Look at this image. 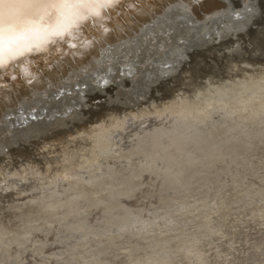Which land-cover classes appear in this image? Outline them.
Wrapping results in <instances>:
<instances>
[{
  "label": "bare ground",
  "instance_id": "obj_1",
  "mask_svg": "<svg viewBox=\"0 0 264 264\" xmlns=\"http://www.w3.org/2000/svg\"><path fill=\"white\" fill-rule=\"evenodd\" d=\"M212 1L213 7L219 6L216 9L223 10L222 14L214 17L208 16V13L214 11L210 10L197 16L194 6L198 0H183L189 8L188 12L173 8L172 11L165 12L163 17L159 15L160 10L167 8L169 3H175L176 0H143L137 5L138 10L129 9L128 4L125 3L116 10L109 9L107 13L100 10L102 18L93 17L90 19L82 33L76 32L75 26H73L74 36L68 37L64 41L51 35L63 23L59 13L26 10L25 20L34 18L38 24L31 29L28 27L20 29L23 34L20 46L21 49L31 47L33 51H25L23 55L18 56L15 60H10L6 67L0 70V85H3L0 87V97H2L0 99V149H10L13 146L21 145L22 142L36 141L46 133L59 134L66 130L70 131L72 124L75 125L79 120L88 118L81 108L85 105L86 94L96 89H102L106 84L111 83L114 84L113 88H121L119 95L130 97V94L133 96L134 93L139 96L138 98L134 96L136 97H133L134 100H139L144 98L147 93L153 94V85H157L159 88L163 86V81L169 82L171 77L176 75L184 65L188 68L190 65L193 66L192 70H187L188 74L189 72L195 74L200 69V64L206 62H208V68L213 71L215 66L217 68L219 60L215 61L217 63L210 61V55H207V52L199 51L207 50L212 45L215 46L217 44L215 42L221 45L230 39V42L223 45L224 49H222L228 58L244 54H256L259 57L264 54L262 46L264 32L258 34L254 29V26L259 27L261 23H264V1L228 0V3L222 4L216 3L214 0H207L206 4H210ZM245 3L256 9L255 15L245 11ZM150 8L156 12V15H153ZM236 12H239L240 15H235ZM164 17L171 21L170 27L166 25L171 35H165L162 29L156 27V23ZM93 21H95L94 27L92 26ZM102 26L114 30L111 34L106 35L102 32ZM49 40H56V43H49ZM85 40L91 44L90 47L83 46ZM71 44H76L77 47L72 48ZM25 66L34 73V79L24 77ZM14 76L15 80L12 79ZM195 77L193 75L194 81ZM180 83L179 85L182 86ZM115 95L118 96L117 93ZM115 95L113 94L112 98ZM195 98H190L188 102L179 105V108L170 111V113L166 110L155 113L154 115L158 114L155 116V123L152 126L150 124L151 127L147 129H140L135 134L131 132L133 136L130 135V137L132 136L131 141L125 148H122L124 143L120 145L118 142L120 138L117 136L122 134L121 130L124 128L126 114L119 115V118L115 116L117 124L106 125L107 123L99 122L93 136L94 145L106 142L114 144L116 147L115 150L112 149L102 155L105 164L100 161L103 164L90 167L84 172L72 168L64 174L62 179L56 180L57 178H55L50 181V185L40 182L37 179L39 175L36 178L30 175V179L33 178L31 181L20 183L24 193L28 194V200L15 202V199H10L5 205L0 206V252L11 242H16L17 245L24 244L27 235L33 232L36 225L40 226L38 224L41 221L43 222L40 223V227L46 229L53 219L62 220L61 223H67L70 218L76 219L83 212L82 205L86 208H95L98 204L107 202V206L103 205L112 209L111 213L113 209L118 208L112 200L132 191L135 182L144 173L152 172L160 177L162 190H172L175 194L165 201V206H162V208L165 207V211L163 210L165 213L160 218L164 220L163 232L165 234L161 238L153 237L148 240L164 243L163 240L166 239L168 242L157 250L154 246V251L151 253V250L147 249L150 243L141 239H133L138 230H142V226L134 227L137 228V232H129L128 229L131 226L126 223L128 220L118 219L114 220L119 228L117 234L109 235L105 239H98L99 241L95 239L98 245L101 244L96 247V250H87L85 248L86 241H79L78 245L71 250L74 260L79 263L80 260L85 259L87 260L84 262L85 264H212L211 262L222 264L227 262L230 248L226 245L222 251H218L214 241L222 236L225 229L230 228L234 232L240 233L244 223L256 221L257 210L254 208L255 206L251 205V202L249 203L251 207H248V210L244 209L245 211L238 212L230 218L226 215L227 211L224 210L221 213V220H218L217 216L219 222L217 226H211L212 228L205 229L202 234L193 236L191 239H183L185 235L183 230L171 232L170 228L174 223L183 221L184 213L195 209L196 204L189 200L190 194L195 191L189 189V186L197 180L198 182L203 180L216 162L219 164L226 162L225 165L243 164L248 159L244 155L247 150H261L264 147V99L262 97L263 100L257 101L258 103H250L251 100L240 101L241 103L236 107L239 113H236V109L230 111L228 109V111H215L214 107L212 110L207 109L208 107L203 109L206 105L204 103L203 105L194 104ZM119 100L118 98L117 101ZM198 111H202L199 113L200 115L197 114ZM113 127H119L120 132H118L121 134L118 135L117 131H114L116 128ZM78 133V129L76 133L73 132L74 135H78ZM128 133L126 134L128 135ZM228 133L231 136H227ZM114 136L117 137V141L114 140L116 138ZM35 149L34 152H36ZM75 154V150L65 152L63 158L71 160ZM1 161L3 160L1 159ZM0 163L2 164V162ZM249 165L255 167L251 162ZM15 174L17 175V172L13 171L12 175ZM8 178L9 176H3L1 179L5 188L10 186ZM1 186L0 184L2 189ZM234 199H237L236 196H232L230 201ZM211 220L210 218L199 219L197 224L200 227H205L210 225ZM256 225L252 224L250 227H256ZM255 230L251 229L250 233H255L253 232ZM257 233L259 232L257 231ZM234 236L236 237V235ZM252 238L254 239V237H250V244L248 243L249 248L244 245L247 248H244L247 250V254H244L248 255V258L250 255L248 250L257 245L255 244L256 240L254 239V241ZM189 240L196 242L192 245ZM262 242L264 243L261 241L258 245L260 246ZM223 245L222 247H224ZM122 247L127 249L126 253L124 250V253L121 251ZM237 247L239 248V245ZM256 254L258 253L256 252ZM130 255L135 256L136 261L132 257L133 262L129 261L130 258H126ZM245 255L243 258L241 257L242 261L246 260L247 256ZM240 256L242 255H239V260ZM98 257L103 258L104 261L99 262L102 259L95 260ZM202 257H206V260L201 261ZM1 260L5 262L6 257Z\"/></svg>",
  "mask_w": 264,
  "mask_h": 264
},
{
  "label": "rangeland",
  "instance_id": "obj_2",
  "mask_svg": "<svg viewBox=\"0 0 264 264\" xmlns=\"http://www.w3.org/2000/svg\"><path fill=\"white\" fill-rule=\"evenodd\" d=\"M206 1L207 0H203V3L197 2L196 5L194 6L195 13L197 16H200L201 13L202 14L207 13L210 10H215L216 8L219 7V6L213 7L214 6L213 1L212 3H210L211 5L209 3L206 4ZM214 2L220 3L219 0H214ZM261 28L264 29V23H261L259 27L254 26V29L255 31H257L258 34L264 32V30ZM228 42H230V39L228 41H224V43H221V45L218 42H215L217 43V44L214 43L215 46L212 45L211 47L207 48V50L203 49L204 51L203 50L199 51V52H207V55H210L209 56L210 61L215 62L219 60V64L215 62L217 63V68L215 66V68L212 69L213 71H211V69L208 68L207 66L208 62H206L205 64L204 63L200 64L201 67L200 69H198V71L195 74H192L190 72L188 74L187 70H192L193 66L190 65L188 68V66L184 65L183 67H181L182 69H179L176 75L171 77V80L169 82L167 80L163 81L162 82L163 86L159 87L160 89L158 88L157 85H153L154 86L152 87L153 94L149 95L150 97L147 96L144 99V101H140L136 99L134 100V98L139 97L134 93L133 96L130 94V97L119 95L121 88L118 87L113 88L114 84L111 83L106 84V86L103 87L102 89H96L95 91L86 94L84 100L85 105H83L81 108L86 114V116L88 115L87 117L89 119L87 118L86 120H79L77 124L75 125L72 124V127H70L71 129L70 131L66 130L59 134L46 133L44 136L40 137L36 141L22 142L21 145L13 146L10 149L9 148L0 149V162H2V164L0 163V172H2L0 173L1 174L0 184L2 185L1 186L2 189L0 188L1 189L0 206L5 205L6 202H8L10 199H15V202H25L26 200H28V196H27L28 194L26 195L24 193L21 184L25 183L24 181L27 182L31 181L33 178H36V176L38 175L39 176L37 177V179L40 182L45 183L46 185L47 184L50 185L51 183L50 181L55 180V178H57L56 180L62 179V177H64V174H66L72 168L73 169L77 168L78 171L84 172L90 167L98 166L101 163L100 161H102L105 164V162L102 159V155L106 154L105 152H109L112 149L115 150L116 147L114 144L111 143L107 144L106 142L101 145H94L93 136L96 133L95 130L98 127L99 122H102V124L107 123L106 125L114 124V123L117 124V121H115L117 120L116 117L119 118L123 113L124 115L126 114L125 122L123 125L124 130L123 129L121 130L122 134L119 133L120 132L118 130L119 127H113L116 128V130L114 131H117L116 133H118V135L121 134L120 136L117 135L116 136L120 138V141L118 140L120 145L124 143L122 145V148H125L129 145L131 141V138L133 136L132 133L135 134L137 131H139L142 128L147 129L155 123L156 120L155 116L158 115V114L154 115L155 113H159L163 110H166L167 112L170 113V111L172 112V110L179 108V105L183 104L184 102H188V100L192 97H196L194 104L203 105L204 103V105L206 106H204L203 109L205 107L206 108L208 107L207 109L212 110L214 107L213 110L215 111H222V110L230 111L235 109L237 110L236 107H238V104L241 103L240 101L243 102L245 100L247 101L251 100L250 103L251 102L256 103L257 101L261 102L264 99V54L259 55V57L256 54L255 55L244 54L241 56L234 55V57L228 58L227 55L224 54L222 51V49H224L223 45H226ZM262 46L264 47V43ZM226 59L228 62L226 61ZM191 74L192 77H190ZM193 75L196 76L195 81ZM180 81L182 83V86L179 85ZM189 87L191 88V90ZM118 90L119 92H117ZM116 93L118 94V96L115 95ZM113 94L115 96L112 98ZM118 98L120 99L119 101H117ZM215 107H217L218 109ZM200 112L202 111H198L197 114L200 115L199 114ZM231 112H235V111H231ZM236 113H239L238 110L236 111ZM77 129L79 130V133L78 135L77 134L74 135L73 132L76 133ZM126 133H128V135ZM131 134L132 136L130 137ZM227 136H231V134L228 133ZM117 137L114 138V140H116ZM76 143L80 148L76 146L77 145ZM263 148L261 150H255V149L247 150L244 155L246 159L247 158L248 159L247 161L245 160L243 164L228 163L230 165H225L227 164L226 162L223 163L221 162L220 164L216 162L214 166L210 168L209 170L210 173L208 172L203 180H201L200 182H198V180L195 181L196 184L198 185H196L195 182H193V185L191 184V186H189L190 187L189 189L194 190L195 192L190 194L189 200H191L194 204H196V207H194L195 209L193 211L184 213L182 215L184 218L183 221L174 223L171 226L170 231L176 232L178 230H183L185 232L183 239H191V237L193 236L202 234V231H204L205 229L212 228L211 226L215 227L214 225L217 226V224L219 223L217 221V216H218V220H221L220 218L222 216L221 213L224 210L227 211L226 215H228V217L230 218L238 212L245 211L246 209L248 210L249 209L248 207H251V205L255 206L254 208H256L258 216L256 221H250V222H252V224L254 225H256L257 223L256 227L255 226L250 227L252 224H250V222H247L244 223V227H243L244 229L242 228V231L240 233H236L234 232V230L230 228H229L230 230L225 229L223 230L222 233V236L223 235L224 236L217 238V240L214 241V245L216 244L215 248L218 251H222L226 245L228 248H230L227 255V262H225L226 264L228 263L238 264V262H240L239 264H264V253H263L264 243L262 242L263 244L261 243L260 246L258 245L259 242L264 241V226L262 225V223L264 222L263 220L264 219V212H263L264 211L263 208L264 149ZM34 149L36 150V152H34ZM73 150H75L76 152V154L74 155L75 157H72L71 160H66L63 158L65 152L68 153L70 151L72 152ZM31 151L33 152V154H31L32 153ZM1 159L3 161H1ZM9 160L12 162H10ZM250 162L255 167H250L251 166L249 165ZM2 168L6 171H4ZM12 170L14 172H17V175L16 174L12 175L13 172ZM146 173L147 174L144 173L135 182L134 186L132 187L133 188L132 191L118 197V199L112 200V202L115 203L118 208L113 209L111 213L110 210L112 209H108L107 207H105L107 206L106 204L107 202L105 203L103 202L101 204H98V206H96L95 208L92 207L86 208L85 206L82 205L83 214L82 213L79 214V216H77L76 219L70 218L67 221V223H61L62 220L53 219L52 221L51 219L53 223L52 222L49 223L50 224V225L48 224L49 227L47 226L48 228L45 229L44 227L43 228L40 227L42 224L41 222H43L41 221L40 222L41 224L40 223L38 224L40 226L37 227L36 225L35 228L33 229V232L27 235V237L25 238L26 241L25 240H24L25 242L23 241L24 244L23 243L22 245L18 244L19 246L17 245L16 242L15 243L11 242V244L9 243L10 245L7 244L6 248H4L5 250L3 249L2 250L3 252L2 251L0 252V262L2 261L1 259H3V257H6L5 262L2 261V264H85L84 262L87 261L85 259L83 260L81 258L83 262H80L82 261L80 260L79 263L74 260V255H72L73 251H71L73 247H76L79 241L81 242L82 240H85L86 241L85 248L87 250H91V249L96 250L97 249L96 247H99L101 244L99 243L100 245H98V242H96L95 239L97 240L105 239L109 235L117 234L119 228L114 220H118V219L128 220L126 223L128 224V226H131V228H129L130 230L128 229L129 232H134V231L137 232V228L134 227L142 226V230L141 229L138 230V233L137 234L135 233L136 236L133 239L134 240L141 239L148 242V244L150 243L147 249L151 250L150 251L151 253L152 251H154V246L156 247L155 248L156 250L158 248H161V246L167 243L168 240L164 239L163 240L164 243H162V241L155 243L149 240L152 239L153 237L161 238L163 237V234H165V232H163V229L165 228L164 220L163 218H160L163 216V213H165L164 212L165 207L162 208V206L164 205L165 201L171 198L175 193L172 190H162V184L160 181V177L158 175H155L152 172L149 173L146 172ZM30 175L34 177L33 178L31 177L30 179ZM3 176L5 177L9 176L7 180L10 179V181H8L10 182V186L8 188L7 187L5 188V184L3 183V180H1ZM11 176L12 178L14 176V178L12 179ZM16 176L19 177L16 178ZM23 177L25 180L22 179ZM18 181L20 182L17 183ZM13 182L14 185H12ZM46 190L48 189L46 188ZM19 191L21 195L19 194ZM232 196H236L237 199L230 201ZM248 199H252V200H248ZM250 202L251 205L249 204ZM225 207L228 209H226ZM259 216L260 219L262 220L258 219ZM195 217L198 218L196 219ZM208 217L212 219L210 221V225L208 224L205 227L198 226L197 222L199 219H209ZM53 224L55 225L53 226ZM260 225L263 227H261ZM251 229L253 230L258 229V230L253 231L255 233H250ZM259 229L261 230L259 231ZM257 231L259 233H257ZM234 235H236V237ZM238 235L240 236L238 237ZM250 237H254V239L256 240L255 244L257 245L255 246V248L253 246L250 250H248L250 252L248 258V255H245L244 253L247 254L246 249L249 248ZM189 241L191 242L192 245L196 242L195 240H189ZM222 244H224L223 245L224 247H222ZM255 244L253 243V245ZM234 245L237 246L239 245L240 249L236 246L238 248L237 249ZM244 245L247 246V248ZM123 248L124 247L121 248V251L124 250L126 253L127 249H123ZM242 249L244 250L242 251ZM256 252L258 254H256ZM243 254L247 256L245 257L246 260L244 259V261L241 260V257L242 258L244 257ZM239 255H242L240 256V260H239ZM131 257L132 259L136 258L133 255L126 256L127 259L130 258L129 261L133 262V260H131ZM98 258H96L95 260L98 261L102 259L99 262L104 261L103 258L101 259ZM205 260L206 257L201 258V261H205ZM211 263L218 264L215 262H211Z\"/></svg>",
  "mask_w": 264,
  "mask_h": 264
},
{
  "label": "snow or ice",
  "instance_id": "obj_3",
  "mask_svg": "<svg viewBox=\"0 0 264 264\" xmlns=\"http://www.w3.org/2000/svg\"><path fill=\"white\" fill-rule=\"evenodd\" d=\"M142 2L143 0H0V70L4 69L10 60H15L18 56L23 55L25 51H33L31 47L21 49L20 46V40L23 35L20 29L24 27L31 29L38 24V21L34 18L25 20L26 10H37V12L44 10L45 13L49 11L59 13L63 23L51 35L64 41L68 37L74 36L73 26H75L76 32L82 33L84 27L88 26L87 22L90 19L93 17L101 19L100 10H104L107 13L109 9L116 10L125 3L128 4L129 9L138 10L137 5ZM198 2L203 3V0H198ZM220 3L226 4L228 0H220ZM173 8L183 9L184 12L189 11L183 0H176L175 3H169L167 8H162L159 15L163 17L165 12H170ZM244 8L245 11L255 15L256 9L254 7H249L245 3ZM149 10L153 11V15H156L153 9L150 8ZM222 13V9H216L207 15L214 17ZM235 15L239 16L240 13L236 12ZM166 25L171 26V21L167 17L156 23V27L162 29L165 35H171ZM92 26H95V21H93ZM113 30L107 26H102L103 34H111ZM48 42L54 44L56 40H49ZM83 46L90 47L91 44L88 40H85ZM70 47L76 48L77 45L71 44ZM23 74L25 78H35L34 73L27 66L24 67ZM12 79L15 80L16 77L14 76ZM0 87H3V85H0Z\"/></svg>",
  "mask_w": 264,
  "mask_h": 264
},
{
  "label": "water",
  "instance_id": "obj_4",
  "mask_svg": "<svg viewBox=\"0 0 264 264\" xmlns=\"http://www.w3.org/2000/svg\"><path fill=\"white\" fill-rule=\"evenodd\" d=\"M165 78V77H164ZM158 90V89H157ZM149 95H152V93H147L146 95H145V97L144 98H142V99H139L140 101H144V99L147 97V96H149Z\"/></svg>",
  "mask_w": 264,
  "mask_h": 264
}]
</instances>
